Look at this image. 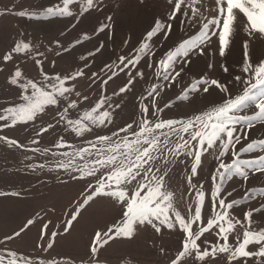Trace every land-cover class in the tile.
I'll use <instances>...</instances> for the list:
<instances>
[{
	"label": "snow or ice",
	"instance_id": "snow-or-ice-1",
	"mask_svg": "<svg viewBox=\"0 0 264 264\" xmlns=\"http://www.w3.org/2000/svg\"><path fill=\"white\" fill-rule=\"evenodd\" d=\"M134 7L139 35L117 31L122 0H53L38 14L0 9V17L62 18L63 31L73 30L71 46L69 36L44 42L19 32L0 48L14 97L0 105V145L25 153L22 170L81 189L62 223L38 210L0 238V264H45L7 248L33 228L35 249L55 254L50 264H112L109 249L136 242L154 264H264V183L249 187L264 181V138L250 136L264 128V0ZM12 129L27 133L24 142L4 134ZM8 195L22 193L0 191ZM95 206L111 219L86 233L82 251H57Z\"/></svg>",
	"mask_w": 264,
	"mask_h": 264
},
{
	"label": "rangeland",
	"instance_id": "rangeland-1",
	"mask_svg": "<svg viewBox=\"0 0 264 264\" xmlns=\"http://www.w3.org/2000/svg\"><path fill=\"white\" fill-rule=\"evenodd\" d=\"M211 3V0H206ZM53 0H0V9L15 8L17 10L23 9L32 11L34 13H41L47 6H50ZM135 0H122V11L119 15L117 31H127L135 29L136 34L139 35L143 31L144 22L142 18L138 17L135 10ZM260 22L264 23V17L260 18ZM66 21L62 18H50L49 20H27L18 19L15 16L0 17V48H3L11 43L16 38L19 32L35 37L39 40L47 42L54 39L57 35L69 36V46L74 42L75 36L69 34L73 31L69 26L67 31L64 30ZM81 38L83 34H80ZM119 38V37H118ZM240 40L246 39L244 33H240ZM84 44L88 48L92 47L91 41H85ZM258 54L260 46L257 45ZM81 52L84 48L81 47ZM239 52L234 54L233 60L239 59ZM79 58V53L75 57H69L60 64L61 68H68L75 63ZM27 63L21 61V64ZM99 63V60L96 61ZM232 70H237L235 63L232 64ZM115 87V85H113ZM13 95L9 92L5 85L4 76L0 75V105L13 99ZM9 138L19 139L24 142V137L27 133L18 130H6L4 133ZM64 134V133H60ZM55 135V134H53ZM252 138H264V128L257 127L250 133ZM53 139L52 135H46V141ZM42 146H47L43 144ZM25 153L20 150H9L0 145V191L13 192L19 191L22 193L20 198L11 195L0 197V238L5 234H11L14 229H17L21 223L29 217L33 212L47 209L52 214L54 222H61L62 219L67 218L68 214L77 207V198L80 196V186L76 183H69L62 185L55 178V174L51 175H37L30 171L22 170L21 161ZM214 166V162L208 164V168ZM207 171V169H206ZM179 173L177 179L174 181L179 185ZM264 183V181L253 179L249 187ZM243 194L242 189L237 190V198ZM184 195L188 198L185 187ZM190 199V198H188ZM112 213L109 209L103 206H95L84 214V218L80 224L77 225V230L69 237L67 241H62V247L57 248L59 252L76 253L82 251L83 238L86 233L96 223H104L111 219ZM37 236V230L33 228L24 240H16L7 245V248L15 250L18 254L24 253L30 258H42L45 264H50V259L55 258V254L49 257L35 249L34 240ZM0 245V248H4ZM108 255L112 258V264H118L119 258L124 257L130 259L132 264L140 262V264H154V257L149 255L148 249L142 242H136L131 245H117L109 249Z\"/></svg>",
	"mask_w": 264,
	"mask_h": 264
}]
</instances>
